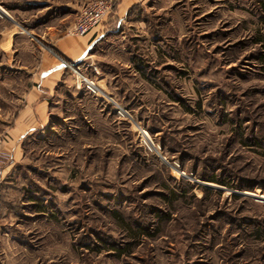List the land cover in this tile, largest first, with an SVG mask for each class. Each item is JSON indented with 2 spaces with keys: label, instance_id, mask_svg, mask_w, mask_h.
Segmentation results:
<instances>
[{
  "label": "rangeland",
  "instance_id": "374dc122",
  "mask_svg": "<svg viewBox=\"0 0 264 264\" xmlns=\"http://www.w3.org/2000/svg\"><path fill=\"white\" fill-rule=\"evenodd\" d=\"M90 1L0 0V264H264V0H115L14 140Z\"/></svg>",
  "mask_w": 264,
  "mask_h": 264
},
{
  "label": "crops",
  "instance_id": "0c3cea01",
  "mask_svg": "<svg viewBox=\"0 0 264 264\" xmlns=\"http://www.w3.org/2000/svg\"><path fill=\"white\" fill-rule=\"evenodd\" d=\"M128 2L129 0H124L120 7H126ZM1 19L3 18L0 17V20ZM3 21L4 20L0 21V52L5 53L7 56L8 50L13 48V38L15 34L7 33V30L11 26H6ZM50 28L51 27H49V29ZM51 32L54 33V30H51ZM98 35L97 29H93L81 38L64 37L59 40H55L56 48L53 49L56 51L52 55L53 57L47 56L45 61L48 62V65H41L39 67L33 83L25 92L21 109L15 117L16 124H14L9 130L14 140L19 137H26L30 133L34 132L36 128H42L43 125L41 122L49 120L48 117L51 114L50 111L53 110V103L59 101L58 94L60 93V90L71 88L73 84L71 81L67 82L64 80V71L71 66L68 63L63 62V60L69 61L70 64H72L83 58L94 42H96L99 38ZM7 115L8 114L6 113L5 116L7 117ZM14 143L11 146L12 154L16 152V146ZM3 172V170L0 171V175L2 177L4 175Z\"/></svg>",
  "mask_w": 264,
  "mask_h": 264
},
{
  "label": "built area",
  "instance_id": "2783aa9c",
  "mask_svg": "<svg viewBox=\"0 0 264 264\" xmlns=\"http://www.w3.org/2000/svg\"><path fill=\"white\" fill-rule=\"evenodd\" d=\"M114 4L115 0H92L82 5L68 34L83 36L91 32L109 15Z\"/></svg>",
  "mask_w": 264,
  "mask_h": 264
}]
</instances>
